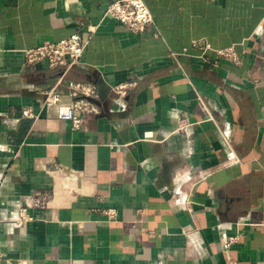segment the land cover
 I'll use <instances>...</instances> for the list:
<instances>
[{
	"label": "crops",
	"instance_id": "obj_1",
	"mask_svg": "<svg viewBox=\"0 0 264 264\" xmlns=\"http://www.w3.org/2000/svg\"><path fill=\"white\" fill-rule=\"evenodd\" d=\"M115 1L0 0V264H264V0H145L140 34ZM75 33L80 64L26 63ZM71 83L79 130L45 104Z\"/></svg>",
	"mask_w": 264,
	"mask_h": 264
},
{
	"label": "built area",
	"instance_id": "obj_2",
	"mask_svg": "<svg viewBox=\"0 0 264 264\" xmlns=\"http://www.w3.org/2000/svg\"><path fill=\"white\" fill-rule=\"evenodd\" d=\"M105 17H111L125 28L133 33L140 34L145 32L154 22L152 13L147 7L145 0H118L108 7ZM95 29H91L93 32ZM87 41L80 33H75L67 39L59 42H46L43 45L26 50L25 60L27 64H34L46 61L52 69H65L66 71L74 65L81 63ZM218 56L228 62L234 64L241 63V57L234 47L217 50ZM137 86L136 83H126L115 88L118 99H124L128 92ZM71 95L75 98L70 104H62L61 96L53 89L46 93L45 104L50 107H56L59 111V118L72 124L75 130L81 129L83 115L89 111L90 105L88 98L97 97L94 86L83 83L70 84ZM24 116L33 119L34 113L28 109L24 112ZM110 219L116 218L115 211L109 212ZM33 218L28 214L26 209L20 211L18 222L25 225L31 222ZM229 243H232L229 241Z\"/></svg>",
	"mask_w": 264,
	"mask_h": 264
}]
</instances>
